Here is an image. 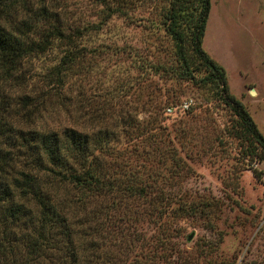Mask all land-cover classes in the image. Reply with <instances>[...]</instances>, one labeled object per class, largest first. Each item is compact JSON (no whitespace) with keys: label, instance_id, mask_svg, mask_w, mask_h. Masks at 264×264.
I'll use <instances>...</instances> for the list:
<instances>
[{"label":"rangeland","instance_id":"rangeland-1","mask_svg":"<svg viewBox=\"0 0 264 264\" xmlns=\"http://www.w3.org/2000/svg\"><path fill=\"white\" fill-rule=\"evenodd\" d=\"M167 4L153 0L128 17H107L101 0H0L5 26L20 27L43 11L69 34L92 27L79 37L82 56L65 70L61 42L24 58L5 89L10 106L18 107L17 95L39 101L46 94L42 125L105 129L109 140L98 159L144 187L106 219L126 263L152 253L146 264H176L174 250L180 264L264 263V158L248 155L234 137L233 116L212 84L178 75L161 21ZM201 47L264 134V0H209Z\"/></svg>","mask_w":264,"mask_h":264},{"label":"trees","instance_id":"trees-1","mask_svg":"<svg viewBox=\"0 0 264 264\" xmlns=\"http://www.w3.org/2000/svg\"><path fill=\"white\" fill-rule=\"evenodd\" d=\"M152 1L101 0L107 17H128ZM167 3L160 12L161 21L174 44L178 75L197 84H212L217 100L233 116L234 137L246 145L248 155L264 158V134L228 91L224 69L201 47L209 0ZM36 16L41 17L27 24L22 21L20 27L0 23V264H146L152 253H139L142 262L122 259L106 223L109 210L142 196L144 187L128 182V176L112 174L98 159L109 140L105 129L92 132L88 126L42 125L46 94L39 101L26 93L17 95L18 107L10 106L5 89L15 81L14 72L24 58L61 42L68 48L59 62L65 70L63 65L82 56L79 37L92 31L82 26L74 29L79 34H69L65 25L55 24L57 18L43 11ZM44 19L46 27L41 24ZM24 26L28 28L22 30ZM30 32L38 38L31 39ZM199 67L204 73L195 77ZM52 73L57 78L59 66ZM112 195L110 205L103 203L105 196ZM174 252V262L180 264L178 250Z\"/></svg>","mask_w":264,"mask_h":264},{"label":"built area","instance_id":"built-area-1","mask_svg":"<svg viewBox=\"0 0 264 264\" xmlns=\"http://www.w3.org/2000/svg\"><path fill=\"white\" fill-rule=\"evenodd\" d=\"M168 111H170V108H168Z\"/></svg>","mask_w":264,"mask_h":264}]
</instances>
